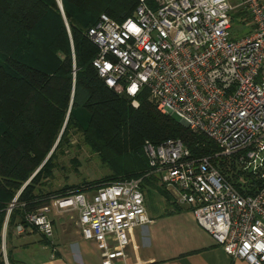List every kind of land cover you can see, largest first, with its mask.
<instances>
[{
	"label": "built area",
	"instance_id": "1",
	"mask_svg": "<svg viewBox=\"0 0 264 264\" xmlns=\"http://www.w3.org/2000/svg\"><path fill=\"white\" fill-rule=\"evenodd\" d=\"M242 26L248 32L234 37ZM86 35L97 49L91 64L108 88L129 97L132 106L146 90L158 112L176 116L216 146L212 154L191 156L179 139L144 140L146 176L187 209L227 257L262 264L264 0H137L132 14L119 22L100 14ZM215 159L229 172L234 166L231 173L240 185L243 175L252 176L258 182L252 194L225 179ZM141 184V178L119 180L90 195L51 198L25 214L26 229L17 224L13 232L33 228L48 240L50 214L73 212L79 237L95 245L100 264L123 261L128 234L149 222ZM5 226L6 218L2 245Z\"/></svg>",
	"mask_w": 264,
	"mask_h": 264
},
{
	"label": "trees",
	"instance_id": "2",
	"mask_svg": "<svg viewBox=\"0 0 264 264\" xmlns=\"http://www.w3.org/2000/svg\"><path fill=\"white\" fill-rule=\"evenodd\" d=\"M58 1L61 9L57 0H0V235L6 218L7 245L15 225L28 227L25 214L51 198L94 192L114 181L141 178L176 210L164 188L146 176L144 140L158 144L179 139L191 156L217 150L210 139L190 131L176 116L158 112L146 90L136 95L137 105L132 106L130 98L108 88L92 66L97 49L86 35L88 27L100 14L123 20L137 0ZM73 133L108 174L82 186L43 192L57 155L69 146ZM212 163L245 194L258 185L247 174L244 185L237 183L238 176L231 173L234 166H228L229 172L222 159ZM30 233L37 234L33 228ZM40 236L42 244L50 245ZM4 259L14 264L8 247Z\"/></svg>",
	"mask_w": 264,
	"mask_h": 264
},
{
	"label": "crops",
	"instance_id": "3",
	"mask_svg": "<svg viewBox=\"0 0 264 264\" xmlns=\"http://www.w3.org/2000/svg\"><path fill=\"white\" fill-rule=\"evenodd\" d=\"M144 208L149 222L134 228L128 234L124 260H115L113 264H246L227 257L220 247L197 227L187 209L178 206L173 210L163 200L157 212ZM24 234L21 237L36 233ZM11 239L8 248L11 247ZM40 240V248L49 249L45 261L32 257L28 260H14L13 251L18 248L23 251L29 249L27 243L18 244L15 240V248L10 250L14 264H100L99 252L95 245L80 237L70 242L69 246L61 248L44 245ZM29 254L33 256L31 252Z\"/></svg>",
	"mask_w": 264,
	"mask_h": 264
},
{
	"label": "rangeland",
	"instance_id": "4",
	"mask_svg": "<svg viewBox=\"0 0 264 264\" xmlns=\"http://www.w3.org/2000/svg\"><path fill=\"white\" fill-rule=\"evenodd\" d=\"M233 2L234 0H229ZM248 32L246 26H242L236 33H232L234 37L244 35ZM69 146L63 150L62 154L57 155L55 161V167L52 171V176L43 188V192H53L60 189L63 186H82V182H92L101 179L108 174V170L103 167L96 158V155L85 146L80 136L77 134H71ZM85 195H90L92 192H81ZM142 193L144 198V207L150 208L154 211H158L159 204L163 200L156 192L153 186L142 184ZM52 221V237L48 239L51 247H65L69 246L70 242H74V239L79 238L78 230L76 227V214L71 213H52L50 214ZM3 226V225H2ZM23 234L17 235L12 232V239L9 249L13 251L15 248L13 245L16 243H27L28 250L23 251L18 248L13 251V259L18 261L21 258L28 260L30 257L38 259L39 261H45L48 258L49 249H42L38 245L41 236L39 234ZM1 243H2V231H1ZM19 237V238H17ZM16 240V243L14 241ZM4 242V237H3ZM0 243V254L3 257L5 250L8 247L7 244ZM77 248V247H76ZM29 252L33 254L30 256ZM6 261L3 259V264ZM30 264V263H27Z\"/></svg>",
	"mask_w": 264,
	"mask_h": 264
},
{
	"label": "water",
	"instance_id": "5",
	"mask_svg": "<svg viewBox=\"0 0 264 264\" xmlns=\"http://www.w3.org/2000/svg\"><path fill=\"white\" fill-rule=\"evenodd\" d=\"M57 4H58L59 9H61V6H60V3H59L58 0H57ZM178 121H179V120H178ZM179 122L181 123V121H179ZM12 202H14V200H13Z\"/></svg>",
	"mask_w": 264,
	"mask_h": 264
}]
</instances>
